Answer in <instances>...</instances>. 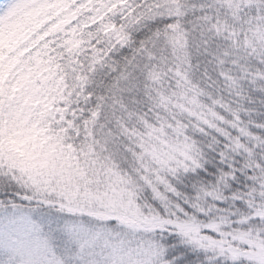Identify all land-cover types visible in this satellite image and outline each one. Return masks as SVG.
<instances>
[{
	"label": "trees",
	"instance_id": "trees-1",
	"mask_svg": "<svg viewBox=\"0 0 264 264\" xmlns=\"http://www.w3.org/2000/svg\"><path fill=\"white\" fill-rule=\"evenodd\" d=\"M97 1L0 0V154L20 169L36 157L84 162L98 136L161 126L192 159L138 186L139 209L264 231V43L253 38L261 5L113 0L86 20ZM112 139L114 166L127 174L126 138ZM20 190L0 184V209L36 206ZM170 227L151 234L163 263L255 264Z\"/></svg>",
	"mask_w": 264,
	"mask_h": 264
},
{
	"label": "rangeland",
	"instance_id": "rangeland-1",
	"mask_svg": "<svg viewBox=\"0 0 264 264\" xmlns=\"http://www.w3.org/2000/svg\"><path fill=\"white\" fill-rule=\"evenodd\" d=\"M112 1L89 5L86 20L102 14ZM253 1L261 5L253 38L264 43V0ZM5 85L2 79L0 96ZM24 93L20 89L17 96ZM10 115L13 126L16 116ZM119 134L130 148L127 174L119 172L111 158L116 155L112 138ZM119 134L111 139L98 136L99 144H94L92 156L84 162L54 164L36 157L29 168L20 169L0 154V184L19 187L36 204L0 209V264H166L159 258L156 240L151 239L153 230L163 226H172L193 244L214 246L233 258L264 264L263 230L142 212L136 203L138 186L162 183V173L186 164L192 156L184 141L169 138L161 126L145 127L142 134L129 137L125 131ZM263 206L257 207L256 214L264 216ZM89 219H97L100 226H91ZM109 221L117 225L107 227ZM201 228L213 233L207 236Z\"/></svg>",
	"mask_w": 264,
	"mask_h": 264
}]
</instances>
